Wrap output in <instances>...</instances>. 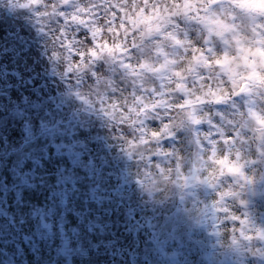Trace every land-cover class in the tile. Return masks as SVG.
<instances>
[{
    "label": "clouds",
    "instance_id": "clouds-1",
    "mask_svg": "<svg viewBox=\"0 0 264 264\" xmlns=\"http://www.w3.org/2000/svg\"><path fill=\"white\" fill-rule=\"evenodd\" d=\"M0 264H264V0H0Z\"/></svg>",
    "mask_w": 264,
    "mask_h": 264
}]
</instances>
